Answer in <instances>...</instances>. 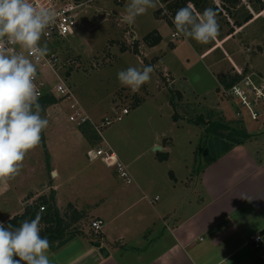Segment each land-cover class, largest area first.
<instances>
[{
    "label": "rangeland",
    "instance_id": "374dc122",
    "mask_svg": "<svg viewBox=\"0 0 264 264\" xmlns=\"http://www.w3.org/2000/svg\"><path fill=\"white\" fill-rule=\"evenodd\" d=\"M76 2H82L84 6L76 12L75 35L58 41L53 47L46 42L50 51L58 55L57 69L61 79L71 88L75 99L60 98L57 106H49L46 109V117L41 113L42 117L59 116L60 113L75 116L77 108L97 123L105 118L115 120L122 115V120H115L105 129L103 138H90L89 145L96 149L100 144L106 146L107 143L128 160L141 155L130 164L132 174L135 172L138 177L155 174L164 184L171 170H174L179 178H185L189 173L192 178L201 174L204 162L199 159L195 161V156L200 141L209 137L207 128L210 121H218L229 128L248 132L251 138L244 145H259L264 142V125L251 119L248 109L232 95L231 87L218 82V76L227 73L243 76L255 74L247 84L251 85L253 82L259 85L261 82L260 78L264 76V0H242L234 10L236 19L243 21L250 14L253 18L241 27H238L235 18H231L227 13L223 17H217L220 34L215 41L206 45L185 38L176 32L173 22V25H170L167 20L158 18L156 11L160 6L159 0L157 8L149 9L146 14L137 17L134 25L136 32L141 36L155 29L163 35L162 43L153 47V51H148L146 45L143 46L142 55L134 53L137 45L136 34L121 20L129 0L121 4H118L117 0ZM209 3L214 5L219 1L210 0ZM164 6L165 4L161 3L160 8L165 10ZM231 28L235 33L230 34ZM123 46L127 49L124 52ZM146 65H152L154 71L151 81L143 85L138 92L133 93L119 84L117 73L120 70ZM68 71H71L70 76H67ZM44 73L45 81L50 88H54L59 81L58 77L49 69H45ZM247 84L242 88H249ZM249 96L256 99L255 94ZM135 98L144 100L138 108L133 104ZM124 108L129 109V114H122ZM174 115L178 121L174 120ZM200 116L204 118L202 122L199 121ZM43 132L42 139L45 138ZM42 139L35 149L29 151V161L34 163L37 160V166L38 155L41 163L45 159L46 180L52 184L51 181H55L54 171L48 167L50 153L43 145L46 139L44 142ZM171 141L170 148L164 150L171 151L170 163L151 167L152 159L154 160L155 153L158 152L155 148H162L164 143L168 145ZM87 155L92 160L90 154ZM70 159L71 156L62 161L76 162ZM102 168L121 183L122 179L114 169H108L104 165ZM74 170L78 169L73 168L70 174ZM92 188L96 192L95 195L107 194L102 193L104 186L101 183H92ZM107 192L111 193L108 190ZM65 195L63 194V199L62 196L59 198L63 200L59 202V210L69 218V231L77 233L79 228L91 234L85 238L76 237L73 246L69 244L70 248L61 249L58 254L53 253L58 243L54 244L55 247L50 246L49 256L53 264H62L64 256L74 251L73 247L89 246L98 237L97 233L91 230L94 218L84 217L79 223L71 220L74 206L68 203L70 199L67 192ZM11 199L9 198V209L12 210L18 203L17 210L13 211L21 212L25 207L23 202ZM6 201L7 199L3 202L4 206L7 205L4 204ZM0 208L3 209L1 203ZM83 234L85 235L84 232Z\"/></svg>",
    "mask_w": 264,
    "mask_h": 264
},
{
    "label": "crops",
    "instance_id": "0c3cea01",
    "mask_svg": "<svg viewBox=\"0 0 264 264\" xmlns=\"http://www.w3.org/2000/svg\"><path fill=\"white\" fill-rule=\"evenodd\" d=\"M131 29L139 44L138 55H142L146 35L138 34L135 26ZM155 30L163 41L162 33ZM58 115L47 116L49 125L44 130L46 134L43 132L44 147L50 153L48 167L54 171L55 181L50 184L46 180L45 159L41 163L38 155L35 166L37 160L30 162L27 154L20 174L7 184H0L3 207L0 222L5 223L23 212L24 208L21 212L13 211L17 210L18 203L9 209V198L26 205L53 191L60 209L59 198L63 199L67 192L73 212L79 213L82 219L101 218L105 225L97 233L96 241L89 246L73 247L74 251L64 256L62 264H264V142L233 148L207 166L198 178H192L190 173L179 178L171 170L165 184L155 174L148 177L132 174L130 164L141 155L128 160L115 151L131 173L132 182L126 184L104 171L103 165L107 166L100 159L88 157L95 149L89 145L93 133L91 123L83 125L84 131L72 115ZM171 145L172 141L168 145L164 143L162 152ZM166 153L169 157L165 161H160L155 153L151 167L170 163L171 151ZM70 156V161L76 160L75 163H67L68 159L62 161ZM73 168L78 170L70 174ZM94 182L101 183L102 193L107 194L95 195ZM80 230L85 235L77 238H85L90 233ZM257 234L262 237L259 248L249 243ZM76 237L57 246L53 253L70 248L69 244L73 246ZM96 242L107 249L108 256L100 252Z\"/></svg>",
    "mask_w": 264,
    "mask_h": 264
},
{
    "label": "clouds",
    "instance_id": "9594fccd",
    "mask_svg": "<svg viewBox=\"0 0 264 264\" xmlns=\"http://www.w3.org/2000/svg\"><path fill=\"white\" fill-rule=\"evenodd\" d=\"M159 0H129L121 20L131 28L139 16L156 9ZM58 13L33 0H0V184L15 179L29 151L41 142L49 120L42 117L41 95L35 83L37 65L50 49L41 40L56 23ZM217 10L203 13L189 3L172 18L176 32L199 44L220 34ZM152 65L130 66L117 73L121 86L136 93L151 81ZM41 216L18 227L0 222V264H53L50 241L41 235Z\"/></svg>",
    "mask_w": 264,
    "mask_h": 264
},
{
    "label": "trees",
    "instance_id": "16d2710c",
    "mask_svg": "<svg viewBox=\"0 0 264 264\" xmlns=\"http://www.w3.org/2000/svg\"><path fill=\"white\" fill-rule=\"evenodd\" d=\"M125 0H117L118 4L124 3ZM219 3L210 5V0H161V3L165 4V10L162 8H159L156 11V16L160 19H165L168 21L170 25L172 19L176 13V11L182 7L187 6L189 3H191L195 10L199 13H203L204 9L206 8H213L217 10L218 17H223V15H230L231 18H235V23L238 27H241L244 23L249 22L253 16L250 14L248 15L243 21H240L239 19H236L234 10L238 8V6L242 3V0H218ZM264 10V7H262ZM166 11V12H164ZM235 33V30L231 28L230 34ZM144 43L153 48L158 46L162 42V37L159 34L158 31L154 30L151 33L147 34L143 38ZM136 46L134 49V53L138 55L139 53V44L138 41L136 42ZM54 45H51L50 47H53ZM125 47H122V51L124 52ZM71 75V71L67 72V76ZM243 75L239 74H230L227 73L226 75H219L218 80L220 83H223L226 87L232 88L235 84H237L241 79L243 78ZM60 99L55 97L52 94H47L44 97L39 99V103L42 106V114L44 116L46 115V109L49 106L56 105L60 103ZM144 100H141L139 98H135V101L133 104L135 105V108H138ZM175 116V115H174ZM46 117V116H45ZM174 117V120L178 121L179 119ZM204 118L202 116L199 117V121H203ZM89 123V122H88ZM88 123L81 124L82 130H84L83 125H87ZM200 123V122H199ZM89 125V124H88ZM93 127V126H92ZM85 131V130H84ZM208 138L207 140H201L199 144V150L196 151L195 161L196 159H199L200 161H203V167L201 170V173L204 172L207 166L211 165L218 159H220L222 156L230 152L233 148L244 145L248 139L251 138V135L248 132H245L243 130H237L229 128V126L222 124L218 121H210L208 128ZM92 140H96L98 138V135L96 131L93 128ZM95 136L97 138L95 139ZM44 142V138L42 139ZM45 146V142L43 143ZM101 145V144H100ZM157 158L160 161H165L168 159L169 154L166 152H157L156 153ZM199 161V162H200ZM173 178V174H170ZM31 197V195H30ZM44 208V210H41V208ZM39 214L41 216V235L46 236L48 240L50 241V246L56 243H58L57 246H61L65 244L66 242L70 241V239L79 236L84 235L83 232H80L78 228V232L71 233L70 225L68 223L69 218L66 215H62L59 208L56 205V198L55 193L52 191L49 196L43 195L39 198L35 199L32 203L26 204L24 207V210L22 213L15 215L8 221H6L4 224L7 226L8 224L13 225L14 227H18L19 224L25 220V219H33L35 216ZM81 220L82 216L79 215V213L73 212L71 216V220ZM78 222V221H77Z\"/></svg>",
    "mask_w": 264,
    "mask_h": 264
},
{
    "label": "built area",
    "instance_id": "2783aa9c",
    "mask_svg": "<svg viewBox=\"0 0 264 264\" xmlns=\"http://www.w3.org/2000/svg\"><path fill=\"white\" fill-rule=\"evenodd\" d=\"M33 2L38 6H46L54 9L57 13V19L54 26L46 31V34L41 40V44L50 43L51 45H55L58 41L65 40L69 36L75 35V30L77 28V10L84 6L82 2H76V0H33ZM49 48V47H48ZM59 62L58 55L55 52L50 51L48 56L42 59V61L37 65V78L36 85L41 95L39 97L42 98L47 94H52L58 99L64 97L68 99H75L74 94L66 85V83L61 79L59 70L57 69V65ZM45 69H49L55 74L59 81L54 86V88H50L47 82L45 81ZM255 74H249L244 76L241 81L232 86L230 89L233 96L238 98L242 105L245 106L252 120L255 122H260L264 125V76L260 78L261 82L259 85L247 84ZM249 86L246 88L248 92H246L245 88H242L244 85ZM255 94L256 99L249 94ZM73 108L74 105H71ZM129 113L128 108H124L122 111L123 115H127ZM75 119L79 125L91 122L94 130L101 138L104 137V131L106 128L111 126L115 120H122V115L118 116L115 120H111L109 118H105L100 123L93 122L87 115L80 112L77 108L75 112V116L72 117ZM99 145L96 149L90 152L91 157L100 159L108 168L114 169L119 177L126 183L131 184L132 176L131 173L124 162L119 158L114 149L105 143ZM41 210H44L42 207ZM105 222L101 218H97L91 222V229L96 233L102 232L104 228ZM262 237L257 234L253 236L250 240V244L255 248L260 247Z\"/></svg>",
    "mask_w": 264,
    "mask_h": 264
},
{
    "label": "water",
    "instance_id": "95a60500",
    "mask_svg": "<svg viewBox=\"0 0 264 264\" xmlns=\"http://www.w3.org/2000/svg\"><path fill=\"white\" fill-rule=\"evenodd\" d=\"M155 150H158V151L160 150V151H161L162 148H161V147H156ZM95 246H96L97 248H99L100 252H101L104 256H108V255H109L107 249L104 248V247H101V243H100V242H96V243H95Z\"/></svg>",
    "mask_w": 264,
    "mask_h": 264
}]
</instances>
